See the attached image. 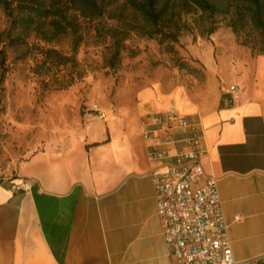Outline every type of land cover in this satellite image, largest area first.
<instances>
[{
  "label": "crops",
  "instance_id": "1",
  "mask_svg": "<svg viewBox=\"0 0 264 264\" xmlns=\"http://www.w3.org/2000/svg\"><path fill=\"white\" fill-rule=\"evenodd\" d=\"M233 69L214 76L209 98L118 91L106 117L89 107L78 129L28 154L15 176L0 175V264H178L157 213L152 170L161 163L144 136L146 112L171 106L201 118L203 164L219 178L234 256L264 264V55ZM22 179L31 187L13 189Z\"/></svg>",
  "mask_w": 264,
  "mask_h": 264
},
{
  "label": "rangeland",
  "instance_id": "2",
  "mask_svg": "<svg viewBox=\"0 0 264 264\" xmlns=\"http://www.w3.org/2000/svg\"><path fill=\"white\" fill-rule=\"evenodd\" d=\"M217 30L207 34L212 19L186 14L180 23L176 52L167 43L135 32L124 41L119 62L112 57L110 29L117 22L110 14L85 21L80 41L64 34L47 43L31 34L18 42L12 19L0 6V175L15 176L28 154L42 148L64 131L78 129L89 107H106L120 91L124 99L137 89L181 88L197 98L212 95V80L223 72H234L240 61L251 55L240 44L221 17ZM42 48H52L71 56L75 62L50 69H36L42 62ZM226 61L231 69H208ZM181 65V66H180Z\"/></svg>",
  "mask_w": 264,
  "mask_h": 264
},
{
  "label": "built area",
  "instance_id": "3",
  "mask_svg": "<svg viewBox=\"0 0 264 264\" xmlns=\"http://www.w3.org/2000/svg\"><path fill=\"white\" fill-rule=\"evenodd\" d=\"M235 89L231 87V91ZM93 110L100 117L107 116L106 109ZM146 114L148 153L161 163L152 170L157 213L177 263L260 264L262 256H234L219 178L207 172L203 164L207 147L200 116L181 114L173 106L164 111L152 107ZM30 187L28 180L12 182L15 190Z\"/></svg>",
  "mask_w": 264,
  "mask_h": 264
},
{
  "label": "trees",
  "instance_id": "4",
  "mask_svg": "<svg viewBox=\"0 0 264 264\" xmlns=\"http://www.w3.org/2000/svg\"><path fill=\"white\" fill-rule=\"evenodd\" d=\"M0 6L12 19L18 42L36 34L50 43L69 34L75 38L74 50L81 40L82 24L110 14L117 22L110 29L112 38H116L110 67L118 64L124 41L132 32L158 38L160 44L167 43V51L176 52L174 44H179L180 23L186 14L212 19L207 34L217 30L216 18L221 17L238 42L250 48L252 56L264 55V0H0ZM41 50L44 57L36 69L75 62L56 49ZM4 78L3 72L0 82Z\"/></svg>",
  "mask_w": 264,
  "mask_h": 264
}]
</instances>
